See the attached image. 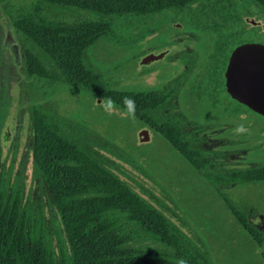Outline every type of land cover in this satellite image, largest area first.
Instances as JSON below:
<instances>
[{
    "label": "trees",
    "instance_id": "1",
    "mask_svg": "<svg viewBox=\"0 0 264 264\" xmlns=\"http://www.w3.org/2000/svg\"><path fill=\"white\" fill-rule=\"evenodd\" d=\"M250 5L264 10V0H33L27 9L8 8L26 55L32 94L38 96L40 89L35 79H44L111 97L126 113L124 98L135 100L136 117L170 142L193 170L206 175L215 190L207 185L205 190L213 189L232 211L237 247L253 244L264 260V226L256 222L258 212L231 192L238 185L264 182V159L244 162L240 155L254 148H230L234 141L228 136L220 148L204 146L200 123L191 120L192 126H198L195 131L185 130L188 119L184 112L156 111L159 106L170 108L158 91L119 88L86 60L87 51L99 40L114 44L137 41L132 36L135 22H154L148 19L177 13L176 22L183 24L184 33L208 38L199 41L207 44L203 48L206 62L202 78L191 86L190 94L193 101L206 97V103L216 108L225 96L231 97L225 84L231 51L247 40H264V18L257 25L246 19ZM170 20H166L167 26ZM170 29L157 35L179 33L176 27ZM192 51L198 55V50ZM7 100L4 93L0 128ZM241 107L245 106L239 102L233 107L240 118ZM33 119L35 162L56 199L62 231L55 247L48 234L34 236L23 222L17 224V217L11 224L0 210V264H177L181 258L188 264H217L208 253L206 237L224 235L225 227L208 216L212 211L205 210V201L177 200L169 180L161 183L138 155L111 138L97 137L116 158L89 153L71 131L77 129L93 138L96 133L81 125L79 129L76 122L60 118L52 110L35 105ZM204 128L208 130V126ZM219 132L225 135L224 128ZM121 166L139 173L130 179ZM205 170L216 171V180ZM186 207L188 212H184ZM197 208H203V213ZM190 220L197 221L194 227L189 226ZM201 229L207 233L202 234Z\"/></svg>",
    "mask_w": 264,
    "mask_h": 264
},
{
    "label": "rangeland",
    "instance_id": "2",
    "mask_svg": "<svg viewBox=\"0 0 264 264\" xmlns=\"http://www.w3.org/2000/svg\"><path fill=\"white\" fill-rule=\"evenodd\" d=\"M32 0H11L13 3H20L22 7L29 6ZM1 11V10H0ZM179 14L162 13L148 21L154 22H135L133 25L134 34L137 41L128 40L125 43H112L109 40H99L86 53V60L93 69H98L107 74V77L114 85L119 88H135L139 84H144L147 88L159 86L166 82L170 77L169 70L171 63L167 60L157 61L149 67H142L141 57L143 52L149 49V39L151 36L158 37L159 33L166 32L177 28V35L185 36L184 28H179L176 23ZM171 19L170 26H167L166 20ZM156 34V35H153ZM140 36L143 40L140 41ZM201 36V35H198ZM127 38V35L124 36ZM160 37V36H159ZM158 37V38H159ZM257 39L263 40L261 37ZM264 41V40H263ZM162 45L168 51L170 42L162 40L154 43ZM202 45L205 42L201 43ZM138 45H142L143 48ZM147 68V69H146ZM6 83V84H4ZM5 89L2 91V88ZM5 92L8 99H14L17 94V86L14 81L9 82V75L0 73V94ZM104 97L94 95L87 90H77L67 85H60L54 96L50 98V105L57 108L61 118H67L72 121L84 122L100 135L106 136L118 142L121 146L127 148L128 151L139 156L146 166L152 171L155 178L161 183L173 184L172 192L180 202L187 203L188 199L196 200L207 204L205 210L212 211L208 216L213 217L217 224L225 227L224 235L220 234L207 238V249L209 255L217 264H264L261 252L253 244L248 245L250 253L247 257L243 256L244 247H237L238 237L236 233V219L231 211L225 205L222 197L216 193L214 187L205 178L206 175L193 170L189 162L185 160L180 152L174 146L166 141V139L156 131L151 135V139L145 143L139 139V133L143 129L141 121L136 117L135 120L127 118V113L115 106L110 115L104 110L100 102ZM208 99L204 97L198 102L184 103L180 106L193 120L206 123L207 125L215 124L217 128H224V139L228 136L229 140L234 143L228 145L230 148L245 149L253 147V152L242 153L241 160L264 159V117L252 113L246 107H241L240 115L233 107L237 105V101L227 96L224 97V103L213 108L208 103ZM47 106V104L45 105ZM240 119L242 121H240ZM244 124L248 132L237 134L236 127ZM214 166L213 164H211ZM124 171H128V175H124L131 179L136 176L139 171H133L126 166H121ZM185 170V174L183 173ZM122 173V171L120 170ZM205 173L216 180V171L205 170ZM206 185L210 188L209 191ZM235 198L251 204L256 208L258 216L256 222L264 226V182L245 183L231 189ZM192 208V204L188 205ZM198 209V208H197ZM203 209V208H202ZM202 209H198L202 214ZM188 208L184 212H188ZM202 212V213H201ZM198 213V211H197ZM260 215L263 216L260 218ZM192 218H194L192 216ZM204 218V216H203ZM189 226L194 227L196 220H190ZM202 234L207 233L204 229L200 231Z\"/></svg>",
    "mask_w": 264,
    "mask_h": 264
},
{
    "label": "flooded vegetation",
    "instance_id": "3",
    "mask_svg": "<svg viewBox=\"0 0 264 264\" xmlns=\"http://www.w3.org/2000/svg\"><path fill=\"white\" fill-rule=\"evenodd\" d=\"M32 1L29 6L22 7L20 3L15 4L11 2V0H0V73L2 75H9V82L11 83V80H13L17 86L15 98H10L9 101L7 100L8 110L5 113V118L0 128V202L2 203L0 210L5 212L11 224L14 221V217H17V224L23 222L26 231H32L34 236L48 234L47 237H51L56 247V245H58L57 235L62 231V217L45 174L38 169L35 162L33 106H39L41 110H52V113L61 118L57 108L50 105L52 103L50 98L54 96L61 83L53 84L44 79L41 81L35 79L34 83L40 87L39 93L38 96L31 93L32 79L28 74L27 64L25 62L26 55L22 42L15 33L14 24L9 12L10 9L8 8V6H11L16 10L27 9L31 6ZM261 11L263 10H258L254 5H250L248 8L249 14L246 18L248 16H255ZM262 19H260L258 23ZM176 24L179 28L183 27L181 22ZM158 37H150L149 41L151 39H156V41H151L148 45L149 49L142 51L141 65L142 67H149L157 61L167 60L171 63V69L168 72V74L170 73L171 75L166 82L159 86L147 88L144 84H139L135 88L139 92L148 90L158 91L162 94V97L166 98L163 104L170 106V108L159 106L156 108V111L160 114L175 110L184 112L188 119L185 130L195 131L198 125L192 126L190 124L193 118L183 111L180 106L184 103L196 101L192 99L190 88L202 78L204 64L206 62L203 54L205 50H203V48L207 49V44L202 45L199 41L208 38L206 36L191 34L185 36L171 34ZM142 38L143 37L140 36V41L143 40ZM163 39L166 40V42H170L169 47H171V49H169V51L162 45L154 44L157 41L162 42ZM139 46L143 48L142 45H138V47ZM192 48L199 51L198 55L192 51ZM149 52H164V54L160 59L144 63V57ZM103 73L107 77V74L105 72ZM73 88L80 90L77 87ZM4 89L5 87L2 88V91ZM4 93L5 92H2L0 97L3 96ZM228 98L233 99L232 97ZM3 104L0 102V110ZM46 104L47 106H45ZM138 119L143 125L141 132L143 130L149 132L151 139V135L155 132V129L140 118ZM193 121L198 122L195 120ZM74 122L77 123L79 129L81 126H84L87 130L94 131L93 128L89 127L84 122ZM198 123H200L204 129L200 132V135H202L201 143L204 146L207 145L210 149L220 148V145L226 142V138L223 139L219 132L222 128L218 129L215 124L207 125L200 121ZM205 126H208V130H205ZM233 126L237 127L236 124ZM71 132L72 136L76 137L89 153L100 152L106 156L116 158L105 148L108 146L97 138L101 136L100 138L103 139L106 138V136L100 135L99 132L96 131H94L96 133V137L94 136V138L84 135L77 129ZM196 133L198 134V132ZM197 138L200 139V137ZM249 250V246L243 249L244 257H247L250 253Z\"/></svg>",
    "mask_w": 264,
    "mask_h": 264
},
{
    "label": "water",
    "instance_id": "4",
    "mask_svg": "<svg viewBox=\"0 0 264 264\" xmlns=\"http://www.w3.org/2000/svg\"><path fill=\"white\" fill-rule=\"evenodd\" d=\"M264 18V10L248 16L249 23L257 25ZM164 52H149L143 62L163 57ZM225 84L231 97L250 111L264 116V41L250 39L237 45L230 53L225 70ZM141 141H149L150 134L143 130Z\"/></svg>",
    "mask_w": 264,
    "mask_h": 264
},
{
    "label": "clouds",
    "instance_id": "5",
    "mask_svg": "<svg viewBox=\"0 0 264 264\" xmlns=\"http://www.w3.org/2000/svg\"><path fill=\"white\" fill-rule=\"evenodd\" d=\"M100 104L106 112H108L110 115L112 114V110L115 108V101L111 97H108L106 100H102ZM124 105L127 111V118L135 120L136 118L135 100H133L130 97H125ZM235 132L237 134H243L248 132V129L245 127L244 124H240L236 127ZM177 264H188V261L186 259L181 258L177 261Z\"/></svg>",
    "mask_w": 264,
    "mask_h": 264
}]
</instances>
